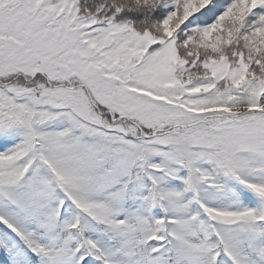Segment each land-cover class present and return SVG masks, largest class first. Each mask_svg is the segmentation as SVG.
I'll list each match as a JSON object with an SVG mask.
<instances>
[{
    "label": "snow or ice",
    "instance_id": "snow-or-ice-1",
    "mask_svg": "<svg viewBox=\"0 0 264 264\" xmlns=\"http://www.w3.org/2000/svg\"><path fill=\"white\" fill-rule=\"evenodd\" d=\"M0 264H264V0H0Z\"/></svg>",
    "mask_w": 264,
    "mask_h": 264
}]
</instances>
